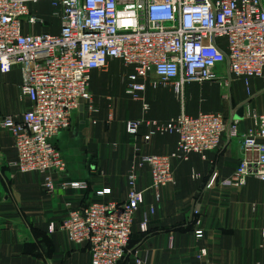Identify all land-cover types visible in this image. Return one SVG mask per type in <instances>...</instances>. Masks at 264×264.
<instances>
[{"label":"built area","instance_id":"obj_1","mask_svg":"<svg viewBox=\"0 0 264 264\" xmlns=\"http://www.w3.org/2000/svg\"><path fill=\"white\" fill-rule=\"evenodd\" d=\"M42 2H49L60 19L58 34L25 32V24L45 25L33 13ZM113 60L132 68L127 91L144 112L150 109L147 88L158 84L182 97L187 84L217 83L225 91L223 98L229 99L233 79L249 86L255 78L264 93V0H0V75L18 68L20 96L30 102L20 117L0 115V127L10 131L14 141L17 160L12 166L17 171L64 175L67 165L53 140L71 126L72 114L81 106L95 111L92 73L107 70ZM250 119L252 127L242 142L256 159H242L224 186L242 188L249 177L264 183V112H253ZM143 126L160 135H176V150L140 157L127 175L122 201L97 199L49 226L50 232L64 231L75 244L87 245L91 264H120L128 252L135 216L145 201L138 168L148 167L150 188L158 198V189L175 183L174 161H188L192 154L205 158L226 132L229 138L238 136V121L228 124L219 112H183L168 121L131 119L125 131L136 139ZM150 138L143 136L144 141ZM56 186L51 176L45 178L49 193ZM60 186L86 189L88 184L63 181ZM110 194V188L96 193ZM196 224L200 226V220ZM141 230H148L146 221ZM203 236L202 229L195 230L197 239Z\"/></svg>","mask_w":264,"mask_h":264},{"label":"crops","instance_id":"obj_2","mask_svg":"<svg viewBox=\"0 0 264 264\" xmlns=\"http://www.w3.org/2000/svg\"><path fill=\"white\" fill-rule=\"evenodd\" d=\"M39 11L36 8L34 13ZM51 17L49 29L41 30L39 25L29 28L25 24V32L58 34L60 19L53 13ZM114 61L118 60L111 61L109 68ZM125 68L128 74L133 71ZM95 72L90 82L93 95L99 81ZM21 81L18 68L0 75V115L20 117L29 108L30 102L19 93ZM211 84L185 85L182 98L187 101L188 112L184 113L190 116L222 113L226 123L238 121V136L229 138L226 132L219 147L205 158L192 154L188 161H174L175 183L158 189V198L150 188L148 167L138 168V186L144 191L145 201L136 213L130 248L120 264H137L138 259L145 264H264V183L249 177L239 189L223 185L242 159H256L255 153L244 149L242 135L252 127L251 114L264 112L263 85L255 78L249 86L233 79L229 99L221 98L222 103L210 110L205 108L204 91ZM150 87L146 91L149 111L144 113L137 102L142 116L125 121L141 118L168 121L173 117L161 120L158 116L177 113L179 101L166 96V89L174 92L170 86L159 88V100L153 99L152 104L148 97ZM198 88H202L200 98ZM166 98L175 103L174 111L172 105L165 104ZM93 106L95 111L87 106L74 111L71 126L53 140L67 165L64 175L17 171L12 166L17 160L12 135L0 127V264H91L87 245L75 244L64 231L50 232V224L63 220L71 209L83 208L97 199L122 201L127 194V175L140 157L176 150V135H160L143 126L134 139L120 121L114 123L112 109L107 112L96 103ZM159 108L160 114L156 113ZM131 110L140 112L134 105ZM239 113L241 117H237ZM147 134L151 138L144 141ZM47 176L57 183L51 193L44 188ZM63 181H85L88 186L63 188L60 186ZM105 188L111 189L110 195H96ZM143 221L148 223L146 232L141 230ZM198 228L204 232L200 239L195 237ZM202 250L206 255L201 256Z\"/></svg>","mask_w":264,"mask_h":264},{"label":"rangeland","instance_id":"obj_3","mask_svg":"<svg viewBox=\"0 0 264 264\" xmlns=\"http://www.w3.org/2000/svg\"><path fill=\"white\" fill-rule=\"evenodd\" d=\"M37 9H41L44 10L45 12H47L46 15V20H47V24L45 25H39L40 29H49L50 28V24L52 23V17L50 16V14L48 13V8L44 5L37 7ZM34 11V10H33ZM55 21L57 22V20L55 19ZM45 22V21H44ZM55 22V23H56ZM39 32V31H36ZM43 32V31H40ZM113 66H115V68L113 69ZM128 70L119 62V61H114L113 64H111L110 68L108 67L107 70L105 71H96L95 74L97 75V77L99 78L98 81V85H97V89L94 92V95L92 94V100H93V105L96 103L97 106L101 107V109H104L105 111L109 112V109L114 111V123L120 121L122 127L125 128V120L129 117H135V118H139L141 117L142 113H141V109L138 106V103L136 101H134L130 95L128 94L127 91V75H128ZM152 80H155L154 77H151ZM208 85V84H206ZM163 85L158 84L157 88H153L150 87L148 90V94H149V101L152 102L154 100H159V88H162ZM165 88V87H163ZM166 96L173 97L174 101L178 102V110L177 113H173V114H169L167 116L161 117L158 116L159 119L161 120H165L171 117H174L180 113L183 112H188V105H186V99L182 98L181 96L178 97L176 94H174V92H169L168 89ZM91 91V88H90ZM191 91L193 92L194 90L191 88ZM198 91V98H200L202 95H199L200 93H202V88H198L196 90V92ZM205 93V97H206V104H205V108L206 109H210L211 108H216L218 106V104L222 103L221 98L225 101V98H223V95L225 94V91L222 90V88L220 89V86L217 83H212L211 86H209L208 88L205 89L204 91ZM153 94V95H152ZM184 97V96H183ZM19 98V97H18ZM154 99V100H153ZM19 100V99H18ZM198 102V100H196ZM166 105H172L171 110L174 111V106L175 103L172 101L170 103L169 98H166L165 101ZM185 104V105H184ZM132 105L135 106V108H138L140 110V112L138 111L135 112L134 110H131ZM144 112V111H143ZM162 113V110L159 108L157 110L156 113L160 114ZM141 113V114H140ZM146 113V112H144ZM136 114V115H135ZM140 114V115H138Z\"/></svg>","mask_w":264,"mask_h":264},{"label":"trees","instance_id":"obj_4","mask_svg":"<svg viewBox=\"0 0 264 264\" xmlns=\"http://www.w3.org/2000/svg\"><path fill=\"white\" fill-rule=\"evenodd\" d=\"M46 3L49 4V2H44V3H40V4H38V5H35L34 8H33V10H36L37 7H40V6H42V5H45ZM46 7L48 8V13H49L50 16H51L52 13H53V10L51 9L50 4H49L48 6H46ZM33 13H34V11H33ZM34 14H35V13H34ZM36 14H37L38 16H40V18H42L43 21H45V24L48 23L47 20H46L47 12H45L44 10H41V11H39V12H36ZM38 25H39V24H38ZM130 244H131V240H130V243H129L128 251H129V248H130ZM127 254H128V252H127ZM127 254H126V256H127ZM126 256H125V258H126Z\"/></svg>","mask_w":264,"mask_h":264},{"label":"water","instance_id":"obj_5","mask_svg":"<svg viewBox=\"0 0 264 264\" xmlns=\"http://www.w3.org/2000/svg\"><path fill=\"white\" fill-rule=\"evenodd\" d=\"M237 117H241L240 113H239V114H237Z\"/></svg>","mask_w":264,"mask_h":264}]
</instances>
